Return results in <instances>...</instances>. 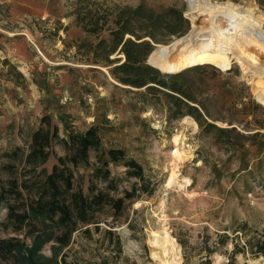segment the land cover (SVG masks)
<instances>
[{"label":"rangeland","instance_id":"374dc122","mask_svg":"<svg viewBox=\"0 0 264 264\" xmlns=\"http://www.w3.org/2000/svg\"><path fill=\"white\" fill-rule=\"evenodd\" d=\"M194 1L0 0V178L9 176L5 163L20 168L12 150L19 146L24 155L48 114L60 136L95 125L105 148H124L141 163L152 190H136L118 213L103 206L98 227L75 230L58 264H161L153 255L157 234L178 244L179 264H227L232 257L264 264V254L251 253L247 242L264 229V104L258 94L264 57L249 46L256 68L233 57L221 70L201 47L226 5L251 8L264 22V0ZM119 16L134 32L155 25L156 39L141 38L151 44L145 62L156 57L167 70L158 75L167 86L124 83L121 70L112 71L125 59L122 42L110 50V27ZM107 51L110 60L100 61ZM160 54L178 64H162ZM63 153L54 142L42 166L49 170ZM95 153L90 149L91 163L75 169L85 191ZM108 166L114 192L131 190L137 178L122 164ZM5 212L0 206V220ZM9 235L30 240L24 228L0 227V236ZM42 250L49 254V243ZM0 264L24 263L0 257Z\"/></svg>","mask_w":264,"mask_h":264},{"label":"trees","instance_id":"16d2710c","mask_svg":"<svg viewBox=\"0 0 264 264\" xmlns=\"http://www.w3.org/2000/svg\"><path fill=\"white\" fill-rule=\"evenodd\" d=\"M120 19L119 16L116 24L110 27L113 40L110 50L122 42L120 49L125 59L112 71L121 70L122 75L118 77L124 83L143 85L153 81L167 86L166 82L158 77L161 75L159 70H167L160 67L156 57L155 61L158 63L152 61V58H148V61L157 68L145 62L151 44L148 39L141 38L145 34L155 38L151 30L155 25L149 26L145 33H139L128 27L129 20ZM194 31L198 32L197 29ZM127 32L134 37H125ZM110 52L107 51L100 57V61H109ZM158 57L162 64L169 67L178 64V61L168 62L162 54ZM133 71L136 74L131 78L130 73ZM169 88L184 93L180 86L169 85ZM199 112L195 114L198 120L201 114ZM54 142L61 143L64 153L58 154L57 160L47 170L42 164L52 152ZM90 149L96 151L97 165L88 173L89 182L85 191L82 180L75 181V169L79 165L87 166L91 163ZM20 150L19 146L12 150L13 157L20 160V168L13 162L5 163L4 167L9 176L0 178V206L6 209L4 219L0 220V227H11L13 231L24 228V236H29L30 240L27 242L16 235L0 236L2 258L12 257L24 264H58L57 255L70 242L75 230L86 225L83 231H89L90 223H95V227H98L96 213L103 206L109 205L118 213L124 206L125 198L134 195L136 190L152 191L141 163L133 156L127 155L124 148H105L97 127L93 124L82 131L70 130L66 136H60L58 126L51 122L48 114H43L39 125L32 131L28 150L24 155ZM110 162L122 164L128 175L137 178L131 190L124 189L122 195L114 192L116 185L110 174ZM98 178L105 182L103 186L98 184ZM247 242L251 253L264 254V229L261 236L255 240L247 239ZM46 243L50 246L49 254L42 250ZM239 249L246 251L243 247ZM227 264L244 263L236 262L232 257Z\"/></svg>","mask_w":264,"mask_h":264},{"label":"bare ground","instance_id":"6f19581e","mask_svg":"<svg viewBox=\"0 0 264 264\" xmlns=\"http://www.w3.org/2000/svg\"><path fill=\"white\" fill-rule=\"evenodd\" d=\"M197 7L203 9V2H197ZM263 23V20L255 14L253 9L228 4L221 11L218 23L204 34L201 41L202 50L221 70L231 67L233 57L239 58L248 70L253 64L256 68L259 63L249 55L250 53L246 52V48L250 46L252 49L258 50L264 57ZM258 86V94L264 104V83H260ZM184 120L190 121L186 118ZM193 123L196 126L194 121ZM178 138L181 142L182 135ZM155 238L157 250L153 252V255L159 259L160 263L179 264L178 244L167 235L157 234Z\"/></svg>","mask_w":264,"mask_h":264},{"label":"water","instance_id":"95a60500","mask_svg":"<svg viewBox=\"0 0 264 264\" xmlns=\"http://www.w3.org/2000/svg\"><path fill=\"white\" fill-rule=\"evenodd\" d=\"M147 62L150 63V62L148 61V59H147ZM150 64H151V63H150ZM152 65H153V64H152ZM153 66H154V65H153ZM154 67H156V66H154Z\"/></svg>","mask_w":264,"mask_h":264}]
</instances>
